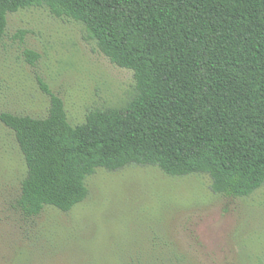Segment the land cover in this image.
<instances>
[{
	"label": "trees",
	"instance_id": "trees-1",
	"mask_svg": "<svg viewBox=\"0 0 264 264\" xmlns=\"http://www.w3.org/2000/svg\"><path fill=\"white\" fill-rule=\"evenodd\" d=\"M34 6L83 23L111 62L134 72L136 93L79 124L45 84L46 116L0 112L26 164L13 205L25 218L73 209L98 168L203 173L215 193L235 197L264 185V0H0V44L8 14Z\"/></svg>",
	"mask_w": 264,
	"mask_h": 264
},
{
	"label": "rangeland",
	"instance_id": "rangeland-1",
	"mask_svg": "<svg viewBox=\"0 0 264 264\" xmlns=\"http://www.w3.org/2000/svg\"><path fill=\"white\" fill-rule=\"evenodd\" d=\"M28 50L40 58L30 61ZM43 84L63 98L72 124L136 93L134 72L111 62L83 23L45 6L11 12L0 44V112L46 116ZM25 173L14 133L0 122V264H264V185L235 197L215 193L203 173L98 168L73 209L47 206L25 218L13 207Z\"/></svg>",
	"mask_w": 264,
	"mask_h": 264
}]
</instances>
